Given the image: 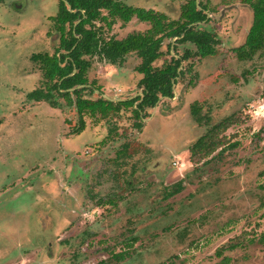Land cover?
I'll use <instances>...</instances> for the list:
<instances>
[{
    "label": "rangeland",
    "instance_id": "374dc122",
    "mask_svg": "<svg viewBox=\"0 0 264 264\" xmlns=\"http://www.w3.org/2000/svg\"><path fill=\"white\" fill-rule=\"evenodd\" d=\"M125 1L177 19L187 0ZM203 1L218 53L186 61L174 97L148 109L138 130L131 111L83 122L61 97V108L26 98L45 83L31 56L58 45L47 20L58 3L0 0V264H264V45L239 58L252 8ZM147 28L133 19L107 36ZM112 69L91 78L112 97L139 91L137 76ZM227 117L224 151L192 157Z\"/></svg>",
    "mask_w": 264,
    "mask_h": 264
},
{
    "label": "trees",
    "instance_id": "16d2710c",
    "mask_svg": "<svg viewBox=\"0 0 264 264\" xmlns=\"http://www.w3.org/2000/svg\"><path fill=\"white\" fill-rule=\"evenodd\" d=\"M71 9L69 10L65 1H60L59 14L55 18L57 27L61 31L60 46L52 56L37 55L46 69V76L49 79V86L46 90H37L29 94L35 100H45L52 106H57L54 91L59 96L66 97L68 104L73 101L69 88L76 87L87 82L86 72L90 63L83 56L92 54L97 50L100 43L98 33L93 29H87L88 23L97 19H103L110 26L120 18L129 21L133 16L140 20L148 21L151 27L144 33H133L123 40L111 38L109 41L102 40V51L113 63L123 58L131 50H136L142 58V65L139 70L145 74L141 84L145 87L143 105H154L159 99V95H172L173 81L177 76L182 75L180 67L182 60H188L194 56L208 57L218 53L220 39L213 31L199 29V24L211 21L208 12L211 10L203 0H187L181 8V15L176 19H169L168 16L142 9L129 7L116 0H66ZM253 10V22L246 37L245 43L235 48V53L239 58L254 56L264 45V0H244ZM108 10L109 17H102L100 10ZM85 10V14L81 13ZM208 11V12H207ZM86 15V18L84 17ZM84 17V18H83ZM81 19L77 26L74 23ZM67 23L70 28L67 30ZM78 35V36H76ZM176 39V44L169 43V52L175 50L178 43L190 42L195 46V52L187 51L183 57H171L170 62L164 67H153L152 62L163 55L162 46L165 39ZM63 49L65 52H61ZM57 53H60L59 55ZM75 70V73L72 74ZM86 104L90 107L91 114L100 112L102 117L107 118L113 113H117L121 107L133 106V101H121L117 103L100 99L97 102L86 103L78 101V105ZM138 117V109H133ZM234 121L232 118L226 119L213 127L206 135L197 140L191 147L192 157L199 156V160L212 158L214 153L220 154L225 149V138L220 134L226 131ZM198 160V159H197ZM182 185L177 184L168 196H174L181 191ZM264 240V237H262ZM238 244L230 245V249H235ZM124 253H118L114 257L122 260Z\"/></svg>",
    "mask_w": 264,
    "mask_h": 264
},
{
    "label": "flooded vegetation",
    "instance_id": "af4514ba",
    "mask_svg": "<svg viewBox=\"0 0 264 264\" xmlns=\"http://www.w3.org/2000/svg\"><path fill=\"white\" fill-rule=\"evenodd\" d=\"M60 1H65L66 5L68 6L69 10L72 11V12H77V10H73L70 8L68 2L66 0H57V3H58V11L55 15H49L47 17V20H49L50 22L53 23V26L55 28V30L59 33V42H58V45L56 46L55 50L53 53H50L49 51H43V52H39V53H34L32 56H31V60L35 63V64H38L39 65V68L40 70L42 71V77L43 79H45V83H44V86L42 87H37V89H34L32 91H30L29 93H27L26 95V98L30 99L31 101H35V102H41V101H45V100H35L34 98H30L29 97V94L34 92V91H37V90H46L47 87L49 86V79L47 78L46 76V69H45V66L43 64V62L38 58L37 59V55H49V56H52L56 53L57 49L59 48L60 46V41H61V31H59L58 27H57V22L55 20V18L57 17V15L59 14V7H60ZM116 1H120L121 3L129 6V7H132V8H135V9H142V10H147V11H154V12H158V13H162L166 16H168L167 14L163 13V12H160V11H157L153 8H146V7H142V6H133L131 5L128 1H125V0H116ZM187 2V1H186ZM185 2V3H186ZM204 2V1H203ZM244 2V0H243ZM184 3V4H185ZM205 3V2H204ZM197 4H199V0H197ZM207 4V3H205ZM248 4V3H246ZM249 5V4H248ZM183 4L181 5V8H182ZM208 6V5H207ZM250 6V5H249ZM251 7V6H250ZM209 8V7H208ZM208 12V11H207ZM81 13L82 14H85V10H81ZM100 13L102 14L101 16L102 17H109V13H108V10L105 9V8H101L100 10ZM210 14L211 12H208V17H210ZM180 15H181V10H180ZM179 15V17H180ZM86 18V15L84 16ZM83 17V18H84ZM178 17V18H179ZM169 19H171L169 16H168ZM177 18V19H178ZM133 19H136L142 23H146L148 24V28L145 29V30H142V31H133V32H129L128 34H126L124 37H117L115 35H110V36H107L108 32L113 28V26L115 24H117L118 22L121 23V26H125L127 25L128 23H130ZM176 19V20H177ZM211 19V17H210ZM81 19H77L74 23V26H77L78 23H80ZM210 23V22H209ZM203 24L204 25H207L206 22L204 23H201L199 24V29H206V28H203ZM87 29H93L95 30L97 33H98V37L101 39L100 40V43L97 47V50L94 51V53L92 54H85L83 56V58L88 61L90 63V66L88 67V70L86 72V78H87V82L85 84H81V85H78L76 87H72V88H69L68 91L71 93V98H72V101H73V104L72 105H69L68 104V101L66 99V97L64 96H59L55 91H54V95H55V99L57 100L58 102V105L57 106H52L49 102V105L52 106V107H56V108H61V103H59V100L57 99V96L58 97H61L63 98L65 101H66V104L68 106H75L76 110H77V113L78 115L81 117V120L84 122V116L85 115H88V116H91L92 112H91V109L90 107H87L86 104H82L81 106L78 105V101H82V102H86V103H91V102H97L99 101L100 99L102 100H108L110 102H113V103H117V102H121V101H133V106H128V108L126 107H121L120 110L117 112V113H111L109 115L112 116V115H118L120 114L122 111H131V113L133 114V118L135 120V123H134V126L138 129V130H141L143 128V125H144V121L148 118V109H153V108H156L158 106V104L163 100V99H172L174 97V92H175V86L177 85L178 81L180 79H182L185 74H186V68L184 66V63L186 61H189L191 60L192 58L194 57H200V56H194V57H191L190 59L188 60H182V64H181V71L183 72L182 75H179L176 77V79L173 81V89H172V95L171 96H166V95H162L160 94L159 95V99L157 100V102L154 104V105H143L142 101L144 99V95H145V87L144 85L141 84V81L143 80V78L145 77V74L143 72H141L139 70L140 66L142 65V58L139 56L138 52L136 50H131L130 52L126 53L122 59L116 61L115 63H113L110 59H108L105 55V53L102 51V40H105V41H109L111 40V38H114L116 40H123L125 39L127 36H129L130 34H133V33H144L146 32L150 27H151V24L150 22L148 21H143V20H140L137 16H133L129 21H124L120 18H116V21L113 22L110 26L107 25V23L105 22V20L103 19H97V20H94L92 21V23H88L86 24L85 26ZM70 28L69 24L67 23V30ZM208 30V29H206ZM208 31H211V30H208ZM215 32V31H213ZM216 33V32H215ZM78 36V35H76ZM176 39L177 38H172V39H165L164 42H163V46H164V43L166 41H168L167 43V50L165 51L163 49V46H162V51H163V55L158 58L157 60H155L154 62H152V66L153 67H164L165 64H167L168 62H170L171 60V57L170 58H167V56H169L171 54V52H169V43L173 41V43L176 42ZM176 44V43H175ZM186 44H191L190 42H187V43H183V44H180L178 43L177 46H176V51L178 52L179 50V45H186ZM193 45V44H191ZM194 46V45H193ZM195 46H194V49L193 48H185L183 49V52L180 53V52H176L173 56H175L176 58H180V57H183L184 54L187 52V51H192V52H195ZM174 50V51H175ZM61 52H65V50L61 49L60 50ZM172 51V50H171ZM58 55L60 53H57ZM131 55H134L135 58H136V62L133 66V69L130 68L131 64H128V61H129V57ZM215 56V55H213ZM204 58V57H202ZM159 61H162V64L158 65L157 63ZM105 64V66L103 65ZM101 68V70H106L105 72H107V70H109V68H113L114 70H116V72L118 73L120 70L122 69H126V71L128 73H131V74H134L135 76H137V87L139 88V91H135V92H132V93H128L131 91V89L127 92V91H124V90H120V89H117V91H121L123 92L124 95H120L119 97L116 96V97H112L111 96V93H109L107 90L105 91L104 90V87L102 86V83L101 81L98 80L99 77H94V78H91V73L93 72H97L96 70ZM112 69V70H113ZM131 71H130V70ZM75 73V70L72 74ZM98 74H101V71H98ZM133 90V89H132ZM85 92V93H88V96H83L82 93ZM128 93V94H127ZM47 102V101H45ZM133 109H138L139 113H138V117L135 115ZM100 116L101 118L103 119H107V118H104L102 117V115L100 114V112H96L95 115H92V116ZM230 117H227V118H224L222 121H220L219 123L213 125L209 131L215 127L216 125L220 124L221 122L225 121L226 119H229ZM231 126V125H230ZM208 133V132H207ZM206 133V134H207ZM205 134V135H206ZM204 135H202L201 137H203ZM200 137V138H201ZM199 138V139H200ZM198 139V140H199ZM118 156V155H117Z\"/></svg>",
    "mask_w": 264,
    "mask_h": 264
}]
</instances>
